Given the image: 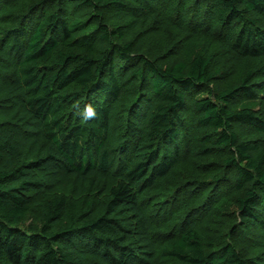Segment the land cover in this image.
I'll use <instances>...</instances> for the list:
<instances>
[{"label":"trees","instance_id":"1","mask_svg":"<svg viewBox=\"0 0 264 264\" xmlns=\"http://www.w3.org/2000/svg\"><path fill=\"white\" fill-rule=\"evenodd\" d=\"M0 264H264V0H0Z\"/></svg>","mask_w":264,"mask_h":264},{"label":"rangeland","instance_id":"2","mask_svg":"<svg viewBox=\"0 0 264 264\" xmlns=\"http://www.w3.org/2000/svg\"><path fill=\"white\" fill-rule=\"evenodd\" d=\"M33 218H34V217H31V218L27 221V223H33Z\"/></svg>","mask_w":264,"mask_h":264},{"label":"clouds","instance_id":"3","mask_svg":"<svg viewBox=\"0 0 264 264\" xmlns=\"http://www.w3.org/2000/svg\"><path fill=\"white\" fill-rule=\"evenodd\" d=\"M92 113H91V110H89V115H91Z\"/></svg>","mask_w":264,"mask_h":264}]
</instances>
